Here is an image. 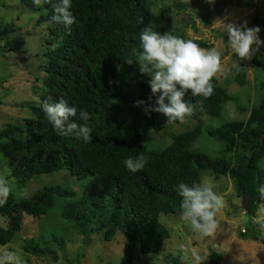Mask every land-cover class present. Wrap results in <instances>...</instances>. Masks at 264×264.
<instances>
[{"label":"trees","instance_id":"trees-1","mask_svg":"<svg viewBox=\"0 0 264 264\" xmlns=\"http://www.w3.org/2000/svg\"><path fill=\"white\" fill-rule=\"evenodd\" d=\"M155 1L72 0L71 11L77 22L68 28L54 19L56 0L40 6L32 0H20L28 10L38 12L36 25L49 23L45 44L53 49L45 53L49 61L44 68L40 103L26 106L31 117L0 130V140L17 142L19 138L20 145L15 162L9 165L10 176L6 177L16 186H11L7 202L0 206V217L8 221L7 227H0L1 246L20 231L23 215L36 219L53 213L57 221L86 240L93 234H101L107 242L118 233L125 236V258L118 264H133L136 245L142 256L162 252L169 231L160 216L181 212L178 185L201 182L205 172L215 179L229 177L237 195L246 198L248 215H254L264 204L258 192L264 185V172L259 167L264 157L263 56L252 59L262 78L255 87L257 98L250 106H239L238 99L219 86L215 78L211 81L214 92L210 97H193L190 91L185 97L196 106L189 118L204 114L220 119L225 106L232 103L237 110L249 112L244 121H226L217 126L199 121L190 129L171 134L170 142L163 148L144 146L149 134L156 135L168 122L162 114L146 115L143 106H136L138 100L149 104L155 100L153 97L149 101L150 77L141 74L136 63L142 51L141 31L147 26L156 31L169 22L162 13L153 11ZM175 6L184 9L182 4ZM253 24L264 35V17L254 18ZM195 43L208 48L204 42ZM128 59L134 63H125ZM245 76V67H240L235 81L242 86ZM60 99L77 108V117L72 119L78 123H84L78 120L81 110L90 113V142L56 133L42 104ZM201 138L221 145L217 156L192 148ZM141 153L149 157L148 164L142 171L129 172L123 161ZM60 171L87 182L78 190L44 186L30 196L19 195L17 190L32 180ZM252 233L249 229L243 232L245 237ZM41 235L24 240L25 253L55 256L56 251L46 247L50 242L62 243L65 250L64 239L47 240ZM259 235L264 240L261 232ZM219 259L220 256H212L211 264H218ZM165 264H181L179 255H166Z\"/></svg>","mask_w":264,"mask_h":264},{"label":"rangeland","instance_id":"rangeland-1","mask_svg":"<svg viewBox=\"0 0 264 264\" xmlns=\"http://www.w3.org/2000/svg\"><path fill=\"white\" fill-rule=\"evenodd\" d=\"M176 4H182L184 9L177 8ZM153 11L162 13L169 20L156 32L161 35L169 32L185 40L201 41L207 45L205 49L216 48L221 53L224 71L213 78L228 94L238 99L239 106H250L256 100L255 87L262 73L252 64V60L239 61L231 51L224 24H240L246 20L248 27H254L253 19L257 17L261 20L264 17V0H214V3L208 0H189V3L188 0H156ZM38 16L37 11L28 10L20 0H0V130L7 124H20L23 119L31 117V111L26 106L38 105L43 94L44 68L49 61L45 53L53 47L45 44L49 23L36 25ZM259 36L264 41V35L259 33ZM255 56L264 57V45ZM240 67L246 69V83L242 86L235 81ZM248 113L237 110L235 104L229 103L220 119H210L201 114L197 119L186 117L184 123L168 121L156 135L149 134L144 146L147 149L163 148L170 142L171 134L190 129L199 121L204 125L217 126L226 121H244ZM18 144L19 138L17 142L0 140V176H10L9 165L15 162L19 154ZM192 148L217 156L221 145L212 139L201 138ZM259 167L264 172V157ZM205 179L212 182L214 191L225 200V207L217 215L220 231L214 237L202 238L191 230L190 225L180 220V212L161 215L160 222L169 231L162 252L142 256L136 245L133 264H165V256L176 253L181 243L198 249L206 258L204 264H211L212 256H220L218 264H264V240L259 235L261 230L257 223L264 219V204L259 205L254 215H248L246 198L237 195L229 177L215 179L205 172L201 181ZM86 182L77 181L68 172L60 171L40 176L17 191L20 196L27 197L44 186L78 190ZM9 183L16 186L12 179H9ZM7 226L8 221L0 217V227ZM248 229L254 233L245 237L243 232ZM41 234L47 240H51L50 237L64 239L65 250H62V243L50 242L46 247L56 251L55 256L35 257L25 253L22 249L24 240L37 238ZM126 244V237L119 233L110 242L104 241L101 234H93L86 240L64 222L57 221L51 213L36 219L23 215L20 231L0 248L16 252L25 264H118L125 258Z\"/></svg>","mask_w":264,"mask_h":264},{"label":"clouds","instance_id":"clouds-1","mask_svg":"<svg viewBox=\"0 0 264 264\" xmlns=\"http://www.w3.org/2000/svg\"><path fill=\"white\" fill-rule=\"evenodd\" d=\"M33 4L40 6L50 0H32ZM214 3V0H208ZM189 3V0H188ZM72 0H56L54 5L57 22L66 27L76 23L72 11ZM224 31L228 36V47L238 57L239 61L252 60L264 41L260 39V27H248L247 21L240 24H224ZM142 51L138 53L136 63L139 72L150 77L148 84L151 89L149 104L145 101H136V106H143L145 114L152 112L162 114L169 122L184 123L186 117L194 115L196 106L185 97L189 91L193 97H210L214 92L212 78L224 70L221 64V53L216 48H201L193 40H185L171 33H160L152 27H145L140 33ZM125 63L133 64L132 59ZM47 119L52 124L56 133L63 137H72L91 141L93 129L89 126L90 113L87 110L79 112L78 123L72 119L77 117V108L68 106L64 99L58 102L42 104ZM149 162V157L141 153L136 157H128L123 161L129 172L136 173L144 170ZM178 195L182 197L180 203V220L190 225L191 230L202 238L214 237L220 231L218 213L225 207L222 195L214 191L210 180L193 182L191 186L180 183L177 187ZM12 192V187L3 176H0V206H3ZM260 198L264 201V185L258 189ZM264 211V205H262ZM261 236L264 237V219L258 220ZM181 264H204L206 258L198 249L188 247L181 243L177 246L176 253ZM0 264H25L23 258L14 251L0 248Z\"/></svg>","mask_w":264,"mask_h":264}]
</instances>
